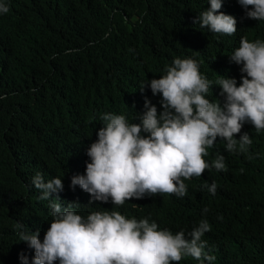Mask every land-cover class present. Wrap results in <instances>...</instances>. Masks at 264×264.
<instances>
[{
    "label": "trees",
    "instance_id": "trees-1",
    "mask_svg": "<svg viewBox=\"0 0 264 264\" xmlns=\"http://www.w3.org/2000/svg\"><path fill=\"white\" fill-rule=\"evenodd\" d=\"M0 2L9 7L0 14V264H22L21 254L32 264L35 251L19 234L39 230L43 240L50 227L49 201L38 199L32 185L37 172L45 181L60 177L63 191L52 195L63 206L78 202L74 210L85 218L119 211L173 233H188L206 219L211 230L202 239L215 256L212 264H264V130L257 133L250 123L236 135H250L248 151H228L218 137L205 160L223 155L227 171L213 167L185 180L183 197L158 194L116 206L111 199L90 203L88 193L70 187L72 176L85 174L103 114L138 123L145 97L161 110L162 96L139 86L160 78L175 58L197 60L213 83L227 76L239 84L241 65L230 55L241 37L264 41V21L247 18L237 0H222L220 9L236 18L231 36L193 24L208 0ZM220 91L213 85L207 98L223 100ZM213 182L215 195L204 187ZM179 264L199 261L186 257Z\"/></svg>",
    "mask_w": 264,
    "mask_h": 264
},
{
    "label": "clouds",
    "instance_id": "clouds-1",
    "mask_svg": "<svg viewBox=\"0 0 264 264\" xmlns=\"http://www.w3.org/2000/svg\"><path fill=\"white\" fill-rule=\"evenodd\" d=\"M237 2L247 18L264 21V0ZM208 3L210 7L193 24L212 33L234 35L236 18L220 11L222 0ZM8 11L7 4L0 2V14ZM230 60L241 65L239 84L236 78L223 75L213 83L190 57L175 58L160 78L142 82L141 91L148 86L153 95L162 96L161 110L145 97L146 110L139 114L138 123H130L123 114H103L104 126L86 151L90 161L85 174L72 176L70 187L74 190L78 185L90 195V203L111 199L113 205L122 206L134 198L158 194L183 197L188 189L185 180L213 167L227 171L223 155L211 163L205 157L218 137L226 141L228 151H248L253 143L250 135L244 132L236 138L246 123L257 133L264 130V41L241 37ZM213 85L220 86L223 100L207 98ZM32 185L41 192L38 199L49 201L53 217L43 240L39 230L19 234V241L35 251L32 264H179L186 257L212 264L215 260L202 239L211 230L206 219L188 233H173L149 218H126L119 211H94L85 218L74 210L78 202L63 206L59 196L52 195L63 191L60 177L45 181L37 172ZM204 187L215 195V182ZM20 260L28 264L27 256L21 254Z\"/></svg>",
    "mask_w": 264,
    "mask_h": 264
},
{
    "label": "bare ground",
    "instance_id": "bare-ground-1",
    "mask_svg": "<svg viewBox=\"0 0 264 264\" xmlns=\"http://www.w3.org/2000/svg\"><path fill=\"white\" fill-rule=\"evenodd\" d=\"M236 70H237V69H236ZM239 70H240V69H239ZM236 72H237V71H236ZM238 72H239V71H238ZM238 72H237V73H238ZM237 73H236V74H237ZM239 73H240V72H239ZM240 75H241V74H240ZM238 76H239V75H238ZM72 156H73V155H72ZM77 175H78V174H77ZM93 203H94V201H93ZM94 205H95V204H94ZM93 207H94V206H93ZM42 229H43V227H42ZM44 231H45V230H44Z\"/></svg>",
    "mask_w": 264,
    "mask_h": 264
}]
</instances>
